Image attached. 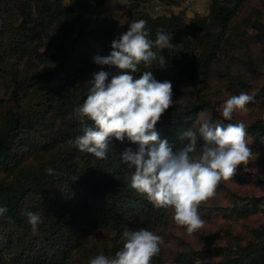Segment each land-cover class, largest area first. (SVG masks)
<instances>
[{"label": "trees", "instance_id": "1", "mask_svg": "<svg viewBox=\"0 0 264 264\" xmlns=\"http://www.w3.org/2000/svg\"><path fill=\"white\" fill-rule=\"evenodd\" d=\"M150 1L128 0L121 5L124 29L144 19L150 38H156L158 28L164 29L172 34L173 48L161 50L166 66L141 64V72L134 76L153 71L156 80L171 82L173 97L194 94L183 87L185 80L206 79L230 23L247 0H212L208 13H196L188 22L185 10L151 14L143 8ZM161 1L178 5L184 0ZM116 14L107 0H0V89L8 95L0 99V207L7 208L0 216V264H86L90 258L85 250L94 231L114 232L115 255L123 248L125 230H150L159 219L163 208L130 187L133 169L121 160L125 148L136 150L138 145L112 138L106 159L74 145L82 134L74 108L83 104L89 81L98 72L93 46L112 50V41L121 35L115 28ZM255 27L264 36V23ZM108 71L114 74L116 69ZM210 105L196 94V101L170 107L156 130L180 149L187 141L181 142L179 133L198 128V114ZM246 126L255 141L264 137V121ZM200 144L202 140L198 148ZM47 168L55 174L49 175ZM232 179L243 182L240 176ZM224 188L223 183L217 187ZM28 212L39 213L42 219L35 234ZM176 260L264 264V233L245 245L182 251Z\"/></svg>", "mask_w": 264, "mask_h": 264}, {"label": "clouds", "instance_id": "2", "mask_svg": "<svg viewBox=\"0 0 264 264\" xmlns=\"http://www.w3.org/2000/svg\"><path fill=\"white\" fill-rule=\"evenodd\" d=\"M111 2L115 6L119 0ZM150 31L147 21L135 20L112 41L109 55L94 57L96 64L114 67L116 72L100 70L93 74L86 99L74 108L82 126L74 145L98 159L107 158L112 138L138 145L136 150L128 147L120 154L122 162L133 169L130 187L154 207L171 208L174 222L191 235L205 223L198 211L200 205L216 195L222 180L233 178L239 166L247 167L259 153L249 146L247 126L242 121H204L198 128L189 127L179 133L178 139L187 141L180 149L161 138L156 125L175 103L173 86L168 80H156L153 71L145 70L139 77L134 74L141 72V64L145 68L153 62L160 68L166 66L161 50L173 48L172 34L158 28L153 40ZM253 101L254 97L244 92L229 96L221 105L223 119L232 121L233 113H246ZM198 140H202L199 148ZM45 171L55 174L52 168ZM6 212L7 208L0 207V216ZM26 215L35 234L41 216L34 212ZM122 239L123 248L113 257L100 253L89 264H151L164 242L163 237L147 229L125 230Z\"/></svg>", "mask_w": 264, "mask_h": 264}, {"label": "rangeland", "instance_id": "3", "mask_svg": "<svg viewBox=\"0 0 264 264\" xmlns=\"http://www.w3.org/2000/svg\"><path fill=\"white\" fill-rule=\"evenodd\" d=\"M153 8L156 12L166 9L161 0H156ZM113 12L117 13L115 28L123 34L126 19L122 16L120 8ZM191 13L189 10V14ZM189 18L191 17H186L187 22ZM259 22L264 23V0H247L230 23L227 38L212 62L206 79L198 77L185 80L183 87L194 94L173 97V106L178 107L196 101V94L210 101V107H205L198 114L196 125L199 126L204 121L212 124L242 121L246 125L264 121V95L261 93L264 88V36L255 27ZM111 51L104 50L96 43L93 46L95 56H107ZM100 70L108 71L109 66L98 65V71ZM241 92L252 95L254 101L247 105L246 113L235 112L232 121H225L221 105L229 96ZM7 98L4 89H0V99ZM213 110L218 117L214 115ZM247 133L249 146L254 153H259V156L247 167L241 165L237 168L235 175L240 176L243 182L232 178L220 182L225 184L226 188L216 189V195L200 205L198 211L205 223L191 235L174 222L171 208L161 209L159 219L150 231L163 237L164 242L160 245L159 254L152 258L151 264H179L176 257L182 251L205 248L208 245H245L257 241L264 233V137L255 141L253 136ZM244 208L253 212L241 213ZM115 237L111 229L94 231L85 253L90 259L100 253L113 257L111 248ZM85 263L89 264V260H85Z\"/></svg>", "mask_w": 264, "mask_h": 264}, {"label": "crops", "instance_id": "4", "mask_svg": "<svg viewBox=\"0 0 264 264\" xmlns=\"http://www.w3.org/2000/svg\"><path fill=\"white\" fill-rule=\"evenodd\" d=\"M156 0H151L150 2L144 4L143 8H145L148 12H150L153 15H157L160 13H178L181 10H185L187 17H192L194 14H206L209 10V6L211 1L210 0H184L182 3L178 5H166L165 4V11L162 12H156L153 11V6L155 5ZM128 0H120L119 3L115 4L113 6L111 0H107V5L110 8L111 11H117L121 5L126 4ZM189 10L192 11L191 14H189Z\"/></svg>", "mask_w": 264, "mask_h": 264}]
</instances>
